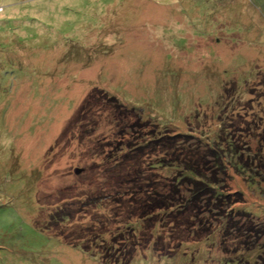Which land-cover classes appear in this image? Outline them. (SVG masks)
<instances>
[{"label":"rangeland","instance_id":"1","mask_svg":"<svg viewBox=\"0 0 264 264\" xmlns=\"http://www.w3.org/2000/svg\"><path fill=\"white\" fill-rule=\"evenodd\" d=\"M138 118L140 133L210 143L224 120L244 158L264 159V0H0V264H98L38 225L101 193L100 170ZM250 173L228 167L227 187L243 195L235 211L264 223V182ZM149 227L131 264L239 259L217 232L173 252Z\"/></svg>","mask_w":264,"mask_h":264},{"label":"trees","instance_id":"2","mask_svg":"<svg viewBox=\"0 0 264 264\" xmlns=\"http://www.w3.org/2000/svg\"><path fill=\"white\" fill-rule=\"evenodd\" d=\"M109 100L122 115L117 99ZM223 121L210 143L191 134L140 133L147 123L138 118L129 128L137 135L115 147L100 170L101 193L67 199L39 228L79 247L98 264H131L137 251L148 246L142 230L147 222L153 233L156 224L167 230V238L157 233L156 244L164 239L173 252L174 247L178 250L185 242H199L217 232L221 252L239 256L233 263L264 264V223L235 211L243 195L227 187L228 167L241 177L256 171L245 178L264 182V159L244 158L236 141L223 137ZM151 156L156 161H147ZM82 219L88 223H80Z\"/></svg>","mask_w":264,"mask_h":264},{"label":"water","instance_id":"3","mask_svg":"<svg viewBox=\"0 0 264 264\" xmlns=\"http://www.w3.org/2000/svg\"><path fill=\"white\" fill-rule=\"evenodd\" d=\"M76 172H79V170H76Z\"/></svg>","mask_w":264,"mask_h":264}]
</instances>
